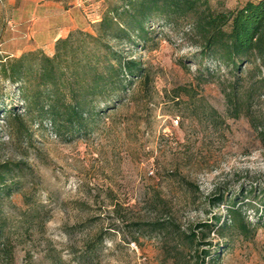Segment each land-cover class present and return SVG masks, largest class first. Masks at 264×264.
I'll return each instance as SVG.
<instances>
[{
    "label": "rangeland",
    "instance_id": "1",
    "mask_svg": "<svg viewBox=\"0 0 264 264\" xmlns=\"http://www.w3.org/2000/svg\"><path fill=\"white\" fill-rule=\"evenodd\" d=\"M127 1H0V161L21 163L2 198L0 264H196L202 249L207 261L221 252L215 264H264V93L240 99L236 112L232 71L195 59L200 47L184 29L155 17L145 38L111 39L149 78L102 104L74 136L41 122L20 82L1 73L3 59L41 49L43 32L70 7L81 10L71 31L95 33ZM220 1L247 0H212ZM249 66L243 76L255 81ZM231 206L248 233L231 221Z\"/></svg>",
    "mask_w": 264,
    "mask_h": 264
},
{
    "label": "trees",
    "instance_id": "2",
    "mask_svg": "<svg viewBox=\"0 0 264 264\" xmlns=\"http://www.w3.org/2000/svg\"><path fill=\"white\" fill-rule=\"evenodd\" d=\"M155 17L165 18L166 23L195 39L200 47L195 59L207 57L232 71L227 98L236 112L240 99L250 101L256 93H264L258 90L264 88V0H247L234 8L212 0H128L122 8H109L95 33L71 31L57 40L53 55L38 49L7 57L2 60L1 73L20 82L27 107L31 113L39 112L41 122H49L63 135L80 134L104 111L102 104L122 101L135 80L149 78L140 59L118 53L110 40L145 38ZM247 65V75L252 73L254 78L256 72L257 80L246 81L243 67ZM208 72L212 75L214 70L208 68ZM19 116L12 113L16 119ZM19 170L21 163L0 161V214L3 195L14 190ZM229 215L248 233L250 224L239 208L231 206ZM216 218L220 222L221 217ZM3 226L0 215V236ZM229 226L224 220L220 228ZM201 253L196 264H215L221 252L209 261L211 250L202 249Z\"/></svg>",
    "mask_w": 264,
    "mask_h": 264
},
{
    "label": "crops",
    "instance_id": "3",
    "mask_svg": "<svg viewBox=\"0 0 264 264\" xmlns=\"http://www.w3.org/2000/svg\"><path fill=\"white\" fill-rule=\"evenodd\" d=\"M80 11V8L77 6H72L67 9L66 12L62 13V15H64V20L57 21L48 27L47 30L43 32L44 38L42 37L43 39L40 42L38 41L39 43L35 48H41L47 54L53 55L55 53V44L57 40L61 37L68 36L72 29L81 26ZM62 22H64V25H62ZM57 29H61V31H57Z\"/></svg>",
    "mask_w": 264,
    "mask_h": 264
},
{
    "label": "built area",
    "instance_id": "4",
    "mask_svg": "<svg viewBox=\"0 0 264 264\" xmlns=\"http://www.w3.org/2000/svg\"><path fill=\"white\" fill-rule=\"evenodd\" d=\"M0 1H2V0H0Z\"/></svg>",
    "mask_w": 264,
    "mask_h": 264
}]
</instances>
